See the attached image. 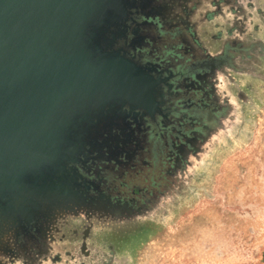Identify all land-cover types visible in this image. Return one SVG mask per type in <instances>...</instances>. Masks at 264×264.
<instances>
[{
	"label": "flooded vegetation",
	"instance_id": "af4514ba",
	"mask_svg": "<svg viewBox=\"0 0 264 264\" xmlns=\"http://www.w3.org/2000/svg\"><path fill=\"white\" fill-rule=\"evenodd\" d=\"M124 4L123 19L106 33L112 42L102 46L151 78V102H125L96 140L67 154L52 175L65 184L64 196L19 216L6 264H126L118 255L131 229L112 227L114 220L153 216L177 202L210 142L239 119L240 104L254 102L252 84L235 74L264 78L257 65L264 0ZM95 218L110 221L98 237Z\"/></svg>",
	"mask_w": 264,
	"mask_h": 264
},
{
	"label": "water",
	"instance_id": "95a60500",
	"mask_svg": "<svg viewBox=\"0 0 264 264\" xmlns=\"http://www.w3.org/2000/svg\"><path fill=\"white\" fill-rule=\"evenodd\" d=\"M125 1L0 0V264L19 216L64 196L52 175L67 154L96 140L125 102L152 97L151 78L102 46Z\"/></svg>",
	"mask_w": 264,
	"mask_h": 264
},
{
	"label": "rangeland",
	"instance_id": "374dc122",
	"mask_svg": "<svg viewBox=\"0 0 264 264\" xmlns=\"http://www.w3.org/2000/svg\"><path fill=\"white\" fill-rule=\"evenodd\" d=\"M257 65L264 74V60ZM235 75L252 84L254 102L210 142L191 186L167 211L111 224L131 229L118 255L126 264H264V78ZM102 219L96 237L110 222Z\"/></svg>",
	"mask_w": 264,
	"mask_h": 264
},
{
	"label": "trees",
	"instance_id": "16d2710c",
	"mask_svg": "<svg viewBox=\"0 0 264 264\" xmlns=\"http://www.w3.org/2000/svg\"><path fill=\"white\" fill-rule=\"evenodd\" d=\"M263 261H264V251H263V255H262Z\"/></svg>",
	"mask_w": 264,
	"mask_h": 264
}]
</instances>
